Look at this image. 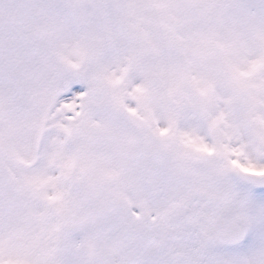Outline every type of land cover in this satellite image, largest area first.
Listing matches in <instances>:
<instances>
[{"label": "snow or ice", "instance_id": "obj_1", "mask_svg": "<svg viewBox=\"0 0 264 264\" xmlns=\"http://www.w3.org/2000/svg\"><path fill=\"white\" fill-rule=\"evenodd\" d=\"M0 264H264V0H0Z\"/></svg>", "mask_w": 264, "mask_h": 264}]
</instances>
